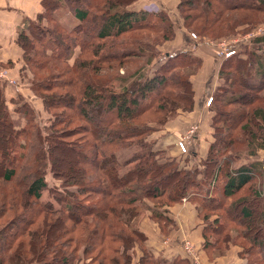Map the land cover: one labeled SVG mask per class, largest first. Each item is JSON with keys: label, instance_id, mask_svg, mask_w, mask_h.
<instances>
[{"label": "trees", "instance_id": "obj_1", "mask_svg": "<svg viewBox=\"0 0 264 264\" xmlns=\"http://www.w3.org/2000/svg\"><path fill=\"white\" fill-rule=\"evenodd\" d=\"M136 2L42 0L44 8L36 21L30 23L27 33L20 31L23 67L29 64L33 69L29 88L43 104L45 117L18 98L10 100L14 105L10 109L0 81V219L5 212L11 214L0 226V264H131L136 247L140 249V264H189L180 255L168 259L152 256L144 245L143 232L134 224L138 215L148 210L159 224H165L168 219L161 212L162 206L184 196L196 202L206 223L204 248L211 244L220 246L210 247L220 254L225 250L227 235L219 238L221 233H216L215 228L226 214L213 213L221 208L222 201L214 202L208 187L209 191L215 186L220 188L216 193L224 199L234 197L245 185L252 184V172L261 164L252 160L230 168H212L210 161L218 143H223V127L237 130L230 133L223 152L243 142L253 147L250 154L255 158L257 149H264V45L260 44L264 36L259 33L247 40L259 43L253 49L238 51L244 41L234 44V52L218 66L223 85L237 87L219 97L221 104L215 107L212 121L214 141L204 158L199 159V165L188 166L182 158H176L179 153L163 157L160 151L152 150L144 141L151 132L147 122L135 119L154 104L153 98V103L150 101L152 93L156 92L158 100V88L166 87L165 82L171 80V76L159 72L164 66L138 75L121 91L110 89V80H101L104 75L98 74L115 62L114 66L121 68L132 56H145L146 63L153 60L157 47L145 38L133 36L138 30L153 31L160 40L171 39L173 29L168 14L163 9H130ZM183 3L196 11L192 19L202 18L200 28L194 30L197 37L202 36L199 29L211 32V39H215L243 33L264 21V0H179L177 6ZM60 8L76 19L70 29L55 14ZM228 11L241 14L227 15ZM125 33L128 35L122 36ZM254 57L256 76L262 81L257 86L243 87L236 78L238 68ZM162 58L165 65L168 60L180 59L179 66L183 68L184 64H196L198 68L201 61L189 48L164 52ZM34 69L38 73L45 71L44 77L38 78ZM96 73L98 76L93 78ZM179 84L182 91L175 97L171 92L167 98L186 100L191 109L193 91L188 73L182 72ZM159 101L162 102L159 99L152 112L159 113L157 123L160 120L164 124L174 117L179 104L170 102L167 109ZM234 104L240 107L224 112ZM15 112L18 116L14 118ZM75 122L77 125H73ZM76 128L86 139L68 141L66 137ZM240 131L242 139L237 135ZM135 137L140 138L132 141L139 150L118 160L117 149ZM99 146L105 150L103 155L98 153ZM27 168L30 176L26 181L14 180L17 169ZM12 179L17 188H7ZM248 189L253 195L236 196L227 212L232 224L240 225L242 220L244 229L236 227L228 233L242 241L246 264H264V232L258 236L248 234L255 225L264 231V198L260 210L254 213L245 203L259 200L256 185ZM239 204L242 206L237 210Z\"/></svg>", "mask_w": 264, "mask_h": 264}, {"label": "rangeland", "instance_id": "obj_2", "mask_svg": "<svg viewBox=\"0 0 264 264\" xmlns=\"http://www.w3.org/2000/svg\"><path fill=\"white\" fill-rule=\"evenodd\" d=\"M92 1V0H91ZM179 0H137L136 3H134L133 8L134 9H146L148 11H153V9L159 10L163 9L170 21H172V29H173V35L171 36L170 40H160L158 39V35L156 36L155 32L149 31L147 29H142L138 30V32H135L133 36L139 37V38H145V40L150 41L151 44L153 45L152 47H157L155 50V54L153 56V60L150 62L146 63V57L145 56H132L129 57V61L126 60L122 65L121 68L118 66L117 68L115 67L117 62L112 63V66L106 67L101 69L98 74H102L104 76L101 80H110V89L114 91H121L123 88L129 87L130 83H133L138 75H145L149 73H153L158 67L164 66L159 72H161V75H164L165 77L168 75V77H172L170 81L165 82L168 85L164 88H158L160 89V96L159 99H161L162 102L159 101V103H163V105H166L165 108L168 109V103H173L179 104L177 105L176 109H174V117L168 119L164 124H159L157 123V118L159 116V113L153 114L152 111H154V108L156 107L155 105L158 106V100H157V95L155 97V93L151 98L150 101L153 103L152 98L154 99V104H150V107L147 108L145 113L139 115L140 117H136L135 119L139 122H147L146 127L148 126L151 132L149 134L145 135V142L150 143L152 150H158L160 151L161 155L166 156V157H171L175 156V154L179 153V155L176 156V158H182L184 162L187 163L188 166L190 165H199L201 161L199 160L204 156L205 150H208L210 147V144L212 141H214V128L212 127V121L214 117V111L215 107L219 104H221V101H219V97L226 93L227 91H231L233 88H236L237 86H232L229 85L228 87L224 86L222 77L220 75V71L218 70V66L220 65L221 61L224 58V52H223V46L218 44V43H228L229 40H234L236 38H241L244 37V35H248L250 33H253L255 29H258L261 25H264V21L256 25L254 28H249L243 31V33H237L235 35H229L227 37H219L215 39H211L213 37H210L211 32L201 30L199 29V33L202 35L200 37H197V35L194 34L195 27L200 28V22L202 21V18H195L192 19L193 15L195 14V10L191 8H187L186 3H183L182 7H178ZM233 14L235 13H240L237 11H228V14ZM241 14V13H240ZM190 15V18H186L185 16ZM259 15V14H258ZM254 17V16H250ZM259 26V27H258ZM256 33V32H255ZM192 34L195 35V37L192 36ZM216 34V33H215ZM214 34V35H215ZM128 33L123 34L122 36H127ZM161 38V37H159ZM205 39V40H204ZM250 37L246 40L245 42L237 47L238 51L244 49L247 47L248 49H253L258 46V44L254 43V41H247L249 40ZM159 40V41H157ZM204 40V41H203ZM157 41V42H155ZM192 49L193 51L198 50L196 53H199L205 58L206 63L203 65L202 60L200 61V66L197 68L196 64H184V68L179 66L181 60L176 59V60H168L167 64H164L165 59H163V53L168 52L172 53L181 49ZM223 52V55H222ZM147 53V52H146ZM195 53V54H196ZM150 54V51L147 53ZM40 58V57H37ZM201 59V58H200ZM128 61V62H127ZM62 63V61H61ZM64 63V62H63ZM163 63V64H162ZM166 63V62H165ZM256 63L257 60L254 58H250V61L244 62V65H242L240 68H238L237 76L236 78L239 80L241 84L245 86H257V83L261 82L262 79L258 75L256 76ZM107 65V64H105ZM115 65V66H114ZM201 66H203L204 71L201 70ZM115 67V68H114ZM0 69L4 72L3 67ZM34 72L37 73V77L42 79L45 75V71L43 72H37V70L34 69ZM185 73L189 75V80H190V86H192V107L189 109V104L187 106L186 100L179 99L174 100L173 98H167L169 96V93L172 92V95L174 97L176 96V92L182 91V88L179 84V77L180 75ZM205 72V74H203ZM32 73L33 69L31 65L28 64V67H23V75L20 74V85L22 91H24L25 99L30 102L31 105H33L36 110L38 111L39 115L42 116L43 118L45 117V113L43 112V104H41V101L32 93V91L29 88V82L30 79H32ZM96 73L93 78H96L98 76ZM248 74V77H247ZM204 76V79L202 78ZM250 78V79H246ZM168 79V78H167ZM170 79V78H169ZM255 84V85H254ZM222 88H221V86ZM239 85V84H238ZM203 88L202 90L203 95H202V101L198 102L195 100V97L197 95V91L200 88ZM264 92V91H263ZM249 94H247L245 97L247 98ZM212 97L213 100H211L210 103H208L207 98ZM156 99V100H155ZM177 99V98H176ZM168 100V101H166ZM173 101V102H172ZM257 104V103H256ZM191 106V104H190ZM148 107V106H147ZM233 107L237 108L240 107V105H231L230 107H226L224 112L226 113L227 111L230 112V110L233 109ZM72 113V112H71ZM164 113V115H167V113ZM39 118V119H43ZM160 119V118H159ZM77 122L73 123V125H77ZM80 123V122H79ZM219 125H221L220 122H218ZM73 125H71L73 127ZM254 125L252 124V128ZM238 129V127H236ZM75 133L72 135H69L66 137L68 141L74 140H80L85 138L86 135H83L84 133L79 132L77 128L74 130ZM237 131L236 129L228 130L226 127H223V131H221V137L223 143H218L216 146V150H213V155L211 157H214L210 161L211 167H233V166H238L240 164H247L249 161L252 160H257L260 162L262 166H260V169L255 170L252 172V180L251 183L253 185H256V190H257V197L259 200L256 202H248L245 204H248V207L252 209L254 213H258L261 207V201H263L264 198V149H257L259 151V154L255 158L250 154V151L253 147H249L247 145L248 142H243L242 144H238L237 148H232L230 149H224L226 150L223 152L224 147H226V143L230 138V133H233ZM194 135V136H193ZM239 136V139H242V133L241 131L237 134ZM193 136V137H192ZM140 137V136H139ZM139 137L132 138L134 140H126L124 141V144L121 145L120 148L117 149L116 151V158L118 160H125L128 157H131L137 150H139V146L136 145L134 142L135 140L140 139ZM89 140V138H88ZM87 140V142H88ZM182 141V144H184V150L183 148L177 144L178 141ZM120 142V141H118ZM122 142H120L121 144ZM30 150V148H29ZM88 150L95 151L93 148H89ZM99 155H103L104 149L102 150L101 147H97ZM186 150V151H185ZM184 151V152H183ZM195 151V154L193 153ZM158 153V154H159ZM225 153V154H224ZM237 153V154H236ZM66 160V159H65ZM22 164V163H21ZM24 164V163H23ZM22 164V165H23ZM30 165V163H29ZM28 165V166H29ZM96 166V165H95ZM89 168V167H87ZM91 168V167H90ZM93 171L96 170V168H91ZM30 173L28 172V168L26 170H21L17 169V173L14 175L15 179L20 178L23 180H27L28 177L30 176ZM51 179V177H50ZM22 181V182H25ZM250 184V185H252ZM7 188L11 186V188H15L14 181L12 179L11 182L7 183ZM249 184L245 185L243 188H241L237 193L234 194V197H229L227 199H224L221 197L220 194H217L220 190V188L217 189L215 186L214 189L209 191L208 187V192L210 194V197H212L214 202L217 201H222V206L220 209L217 211H214V214H220L225 212L226 216H223V222L218 225V227L215 228V232L220 234L219 238H221L222 235H227L228 241H224L227 248V252L222 251L221 258L223 259H229L230 261L235 260L236 258L242 260V264H245L246 261V252H244L241 248V243L242 241L238 240L237 236H235V239L233 238V234H230L232 230H235V228H242L244 229V224L242 220H239L240 225L237 224V222L232 224V220H230L227 217V212L229 211L228 208L231 204L234 203L236 196H251L253 195L252 193L249 192ZM214 187V184H213ZM17 188V187H16ZM192 189V188H191ZM201 191V189H199ZM211 192V193H210ZM200 196V195H199ZM198 196V197H199ZM256 197V198H257ZM163 198V197H162ZM249 198V197H248ZM246 198V199H248ZM257 198V199H258ZM242 205L239 204L238 207L236 208L237 210L241 207ZM224 211H223V210ZM11 214L6 213L4 216L0 219V226L3 225L4 219L8 218ZM228 218V219H226ZM211 219V218H210ZM135 225L138 227L143 228L145 231L149 232L150 234L158 233V229L155 225V223L150 219V217L147 216V213L145 214H139L138 217L135 219ZM133 224V225H134ZM212 223H210L211 225ZM229 232V233H228ZM262 228H260L258 225H255L252 229H249L248 234L252 235H262L263 234ZM217 234V235H218ZM224 240V239H222ZM183 241H188V248L190 250L191 257L195 260L196 263L201 264V259L199 258V252L196 249L195 244L191 243V241L188 238H184ZM246 243H243L245 246ZM239 247V248H238ZM237 250H239V256L237 257ZM256 250L253 249V251ZM136 251V248H134V252ZM243 251V253H242ZM136 256V255H135ZM134 257L135 263L133 264H138L136 257ZM227 261V260H225ZM81 263V262H79ZM192 264V262H189Z\"/></svg>", "mask_w": 264, "mask_h": 264}, {"label": "crops", "instance_id": "obj_3", "mask_svg": "<svg viewBox=\"0 0 264 264\" xmlns=\"http://www.w3.org/2000/svg\"><path fill=\"white\" fill-rule=\"evenodd\" d=\"M133 5L134 4H131L129 7L130 9L135 10ZM43 8L42 0H0V67H3L5 74V77H0V81L2 84V90L7 99V105L10 109H13L14 107L13 102H10L11 99L18 98L20 102L26 101L30 103L25 99V92L22 91L21 85L19 84L21 82L20 74L23 75V49L19 45L18 39L19 35H21L20 31L23 30L27 33L30 23L36 21L37 15L41 13ZM153 11L156 12L154 9ZM55 14L67 29H70L72 24L76 21L75 17L63 8L58 9ZM261 33L264 36V31ZM237 43H239V41ZM260 44L264 45V41L260 42ZM197 51L198 50L196 49L194 52L196 53ZM199 52L196 53V55L201 58L204 65L206 60ZM199 71L200 73L201 71H204L203 66H201V70ZM203 74H205V72ZM202 78L204 79V76ZM202 89L203 88L201 87L197 91L195 97L197 103L202 101V95L204 92ZM14 114L15 118L17 114L16 112ZM206 151L207 150H205L204 156ZM204 156L202 158H204ZM262 164H264V162H262ZM197 207L196 202L192 200L190 201L187 196L182 197L180 200L176 201V203L163 205L161 212L168 219L165 224H159V221L150 215L151 211L149 210L141 213L142 215L147 213V216L155 223L159 233L150 234L143 228L137 226L145 236L144 245L148 248L151 255L167 259L180 255L188 259L189 262H192V259L186 254L182 245L183 239L188 238L191 243L195 244L196 249L199 252L201 264H242V260L239 259L240 257L232 261L221 258L222 255L228 251V247L225 248V252H223L224 254L218 253V250L215 248H210L216 247L211 244H209L207 248H204L206 246L204 244L205 239L203 229L205 228L206 223L199 215ZM236 254L238 257L239 250H237ZM134 256L136 257L138 264H140L138 260L140 249L137 247ZM133 263H135L134 257L131 264Z\"/></svg>", "mask_w": 264, "mask_h": 264}, {"label": "built area", "instance_id": "obj_4", "mask_svg": "<svg viewBox=\"0 0 264 264\" xmlns=\"http://www.w3.org/2000/svg\"><path fill=\"white\" fill-rule=\"evenodd\" d=\"M259 27V26H258ZM262 31H264V25H261L258 29H255V31L253 33H250L248 35H244V37H241V38H236L234 40H229L228 43H218L220 45L223 46V52H224V55H223V52H222V55L224 56V58H228L230 57V54H232L234 52V44L237 43L238 41H244L246 39H248L249 37H254V36H257L259 33H261ZM256 32V33H255ZM193 37H195L194 34H192ZM0 77H5V74L4 72L0 69ZM208 100V103L211 101L210 100V97L207 98ZM177 144H179L183 150L185 149L184 148V144H182V141H178ZM183 247H184V251L186 252V254L189 256L190 259H192V263L193 264H198L195 262V260L191 257V254H190V250L188 248V241H183L182 243Z\"/></svg>", "mask_w": 264, "mask_h": 264}]
</instances>
